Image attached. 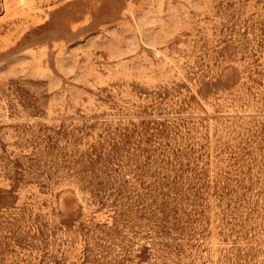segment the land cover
<instances>
[{"label": "rangeland", "instance_id": "obj_1", "mask_svg": "<svg viewBox=\"0 0 264 264\" xmlns=\"http://www.w3.org/2000/svg\"><path fill=\"white\" fill-rule=\"evenodd\" d=\"M0 264H264V0H0Z\"/></svg>", "mask_w": 264, "mask_h": 264}]
</instances>
